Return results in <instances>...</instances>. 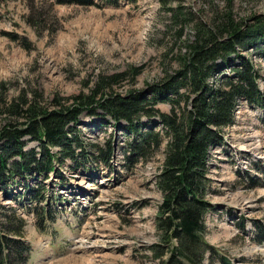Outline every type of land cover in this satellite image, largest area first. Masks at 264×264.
<instances>
[{
	"label": "rangeland",
	"instance_id": "374dc122",
	"mask_svg": "<svg viewBox=\"0 0 264 264\" xmlns=\"http://www.w3.org/2000/svg\"><path fill=\"white\" fill-rule=\"evenodd\" d=\"M226 12L247 20L264 13V0H118L100 7L0 0V93L5 101L25 93L45 106L56 95L88 93L100 77L133 66L141 72L113 89L145 90L177 68L197 23L218 22ZM255 52L242 54L259 71L264 93V56ZM230 73L226 68L213 78ZM159 108L169 111L168 104ZM96 112L82 113L76 126L86 152L79 155L81 166L66 160L47 178L11 179L8 192L0 186V205L15 209L25 222L27 264H161L169 254L157 247L155 222L163 198L156 179L163 144L147 160L130 165L124 122L114 127ZM151 120L152 128L162 131L158 118ZM222 134L221 145L210 150L206 195L214 207L205 216V239L216 251L206 253L202 264H225L222 258L229 264H264V105L240 99ZM107 144L112 151L105 162L98 148ZM31 148L37 150L38 143L26 140L24 150ZM27 185L42 188L43 197L34 203L16 198ZM38 205L55 207L59 217L38 219L30 210Z\"/></svg>",
	"mask_w": 264,
	"mask_h": 264
},
{
	"label": "trees",
	"instance_id": "16d2710c",
	"mask_svg": "<svg viewBox=\"0 0 264 264\" xmlns=\"http://www.w3.org/2000/svg\"><path fill=\"white\" fill-rule=\"evenodd\" d=\"M53 1L100 7L104 3L115 5L118 0ZM184 44L186 51L178 57L177 68L145 90L129 89L124 94L114 91V84L141 72V66H133L100 77L88 93L63 99L56 95L45 106L37 98L28 99L25 93L11 101H5L0 93L2 189L8 192V181L22 176L47 178L66 160L74 162L73 168L81 166L79 155L86 152L76 127L79 116H93L101 110L114 127L124 122L121 128L131 137L127 141L128 164L147 160L163 144V163L156 178L163 198L155 222L160 238L157 247L169 254L161 264H202L206 253L213 256L216 250L205 239V216L214 207L206 198L211 184L210 150L223 142L222 128L233 122L238 100L264 105V93L257 81L259 71L242 54L256 49V54L264 56V13L235 20L232 13L226 12L218 22H199L193 39ZM226 68L230 74L213 78ZM162 103L169 105V111L159 108ZM142 117L147 121L143 122ZM152 117L158 118L162 131L152 128ZM26 140L36 141L38 149L24 150ZM98 151L99 158L107 162L111 144ZM42 190L27 185V192L15 197L34 203L43 197ZM30 210L42 221H56L57 209L53 206L38 205ZM1 216L0 264H27L30 245L21 238L24 220L15 209L3 205ZM222 260L229 264L225 258Z\"/></svg>",
	"mask_w": 264,
	"mask_h": 264
}]
</instances>
